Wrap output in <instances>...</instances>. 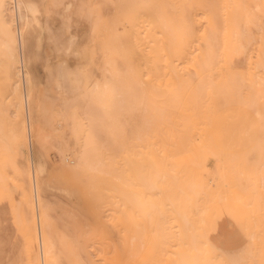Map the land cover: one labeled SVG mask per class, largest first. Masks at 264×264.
<instances>
[{
    "label": "bare ground",
    "instance_id": "obj_1",
    "mask_svg": "<svg viewBox=\"0 0 264 264\" xmlns=\"http://www.w3.org/2000/svg\"><path fill=\"white\" fill-rule=\"evenodd\" d=\"M69 6L66 3L65 9ZM35 11L33 0H0V130L3 133L2 128L6 127V136L3 134V138L6 137V188L10 169L13 188L20 191L15 214L23 233L26 264H62L53 238L57 224L52 220L51 208L44 198H40L42 210L39 217V210L36 209L39 226L36 233L33 200L29 186H25L30 175L27 159L35 164L34 155L31 153L28 158L26 155V149L31 147L33 132L36 168L31 173L36 208L39 202L35 172L40 177L42 191L52 190L49 181L51 174L46 155L42 152L48 135L38 116L41 105L32 90L31 69L27 72L24 69L25 62L28 65L30 62L24 56V47ZM97 30L100 37L96 44L101 59L99 69L102 79L89 88L87 82L90 73L86 68L81 72L83 80L78 88L94 106H86L82 118L73 115L72 111V133L78 144L76 150L72 151L76 165L70 166L63 158L55 174L64 185L61 189L63 193L53 189L61 194L65 191L64 195H68L69 191L77 195L78 202L90 211L94 220L93 230L78 228L83 246L73 244L66 249L69 264H119L121 261L115 248L90 250V247L100 240L99 235L103 233L96 229L101 218L100 206L105 203L102 202L103 197H106L112 209L115 206L119 186V115L123 110L126 115L133 116L137 110L134 84L143 75H148L146 83L150 86L147 88L151 89L150 115L155 120H170L168 118L172 115L217 120L224 107L244 112L249 117H258L261 112L256 106L264 105V88L259 85H264V0H117L112 17L103 20ZM95 51L91 49L92 58ZM190 74L210 76L208 84L212 94L206 100L205 112L199 95L204 87L192 86ZM162 86H166L167 94ZM243 87L246 92L239 94V89ZM5 92L6 105L3 106L2 96ZM152 128L153 133L164 129L160 124ZM99 130H103L107 136L102 139ZM151 152L154 157L152 162L159 167L163 162L156 158L153 147ZM163 154L167 156L165 149ZM147 157L151 160L150 156ZM3 186L5 181L0 175V188ZM206 196L208 201L198 217L196 237L191 236L188 227H185L188 239L193 237V241H189L191 254L200 250L197 243L201 242L210 262L218 259L229 264H240L242 257L238 252L244 247L242 241H237L235 237L242 223L235 205L229 203L233 198L209 191ZM141 203L145 204L143 201ZM220 205L222 208H219ZM214 207L216 216L209 218ZM112 218L115 219V214H112ZM207 219L217 229L214 237L204 230ZM40 225H43L42 230ZM255 236L256 232L246 233L247 243H255ZM158 238L162 244L167 242L161 232ZM37 241L40 252L36 251ZM195 263L180 261L179 264Z\"/></svg>",
    "mask_w": 264,
    "mask_h": 264
},
{
    "label": "rangeland",
    "instance_id": "obj_2",
    "mask_svg": "<svg viewBox=\"0 0 264 264\" xmlns=\"http://www.w3.org/2000/svg\"><path fill=\"white\" fill-rule=\"evenodd\" d=\"M116 2L117 0H33L36 11L31 16L24 47V56L30 62L29 65L25 62L24 69L25 72L31 69L32 90L41 105L38 116L48 135L42 152L46 155L52 190L42 191L40 177L35 172L39 202L36 208L31 173L36 168L33 132L31 147L26 149V155L28 158L32 153L35 164L27 159L30 175L25 186H29L33 200L36 233L39 230L36 209L39 210V217L42 210L40 198H44L51 208L52 220L57 224L53 238L62 264H69L65 252L68 247L73 244L83 246L78 228L93 230L94 220L90 211L78 202L77 195L71 194V191L67 192L68 195H64L65 191L61 194L64 185L57 180L55 174L63 163V158H66L65 163L70 166L76 165V157L72 151L76 150L78 144L72 133L74 125H71V114L74 111L73 115L82 118L83 109L94 106L78 88L83 80L81 72L84 68L89 71V88L101 81V59L96 44L100 36L97 29L103 20L112 17ZM66 3L70 4L68 9H65ZM92 48L96 49L93 58ZM190 76L192 86L204 87L198 93L205 112L206 100L212 94L208 84L210 76ZM147 79L148 75H143L134 84L135 90L139 92H136L138 106L133 116L126 115L123 110L120 112L121 125L117 138L119 186L115 206L112 209L107 204L106 197H103L102 202L105 203L100 206L101 218L99 225L95 227L103 233L90 250L100 247L106 250L115 248L120 255L119 264H179L180 261L229 264L218 259L210 262L207 252L202 250L201 242L197 243L200 250L195 251L196 255L191 254L189 241L196 237L198 217L207 204L206 195L209 191L232 197L229 203L234 204L239 212L241 233L238 231L235 239L242 241L244 247L243 251L238 252L242 257L240 264H264V105L256 106L261 112L258 117H249L244 112L224 107L217 120L175 115L168 118L170 120H155L150 115L151 89L147 88L150 87ZM259 85L264 88L261 83ZM165 87L162 86V89L167 94ZM245 92V87L238 91L239 94ZM6 95L5 92L2 96L3 106L6 105ZM155 124H160L164 129L153 133L152 127ZM206 126L209 128L206 129ZM2 129L0 175L5 181V187L0 188V264H26L23 233L15 214L20 191L13 188V173L10 169L6 188V137L3 138L6 136V127ZM98 134L102 139L107 136L103 130H99ZM152 147L156 158L163 162L161 167L152 162ZM164 149L170 160L163 154ZM210 179L212 180L209 181ZM214 210L215 207L211 214L208 213L209 218L216 214ZM112 214H115V219ZM186 226L192 238L188 239ZM208 227L207 219L204 224L205 232ZM42 229L43 225H40V230ZM233 230L237 232L235 228ZM160 232L167 240L164 244L158 241L161 238H158ZM248 232H256L255 243H247ZM36 251L40 252L38 241ZM94 258L99 262L97 256Z\"/></svg>",
    "mask_w": 264,
    "mask_h": 264
},
{
    "label": "crops",
    "instance_id": "obj_3",
    "mask_svg": "<svg viewBox=\"0 0 264 264\" xmlns=\"http://www.w3.org/2000/svg\"><path fill=\"white\" fill-rule=\"evenodd\" d=\"M214 216H216V215H214ZM208 230L206 231V232H208V234L211 236V237H214L215 235H216V233H217V229L216 228H214L212 225H211V223H208Z\"/></svg>",
    "mask_w": 264,
    "mask_h": 264
}]
</instances>
